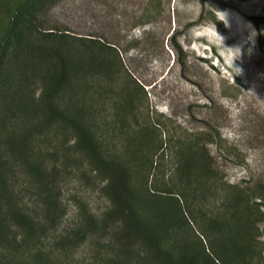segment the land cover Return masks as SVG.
I'll return each mask as SVG.
<instances>
[{
  "label": "trees",
  "instance_id": "trees-1",
  "mask_svg": "<svg viewBox=\"0 0 264 264\" xmlns=\"http://www.w3.org/2000/svg\"><path fill=\"white\" fill-rule=\"evenodd\" d=\"M57 1H17L0 38V264H67L53 258L55 246L69 251L89 239L95 254L82 264H263L264 212L255 200L264 184L224 182L222 209L202 208L219 176L203 136L180 144L178 184H158L160 124L150 120L118 148L110 134L117 121L103 114L109 98L125 125L144 87L115 44L49 24ZM75 166L99 178L109 205L98 214L84 205L75 225L48 237L64 211L53 177ZM19 169L36 184L44 219L21 200Z\"/></svg>",
  "mask_w": 264,
  "mask_h": 264
},
{
  "label": "rangeland",
  "instance_id": "rangeland-1",
  "mask_svg": "<svg viewBox=\"0 0 264 264\" xmlns=\"http://www.w3.org/2000/svg\"><path fill=\"white\" fill-rule=\"evenodd\" d=\"M17 1L5 0L0 10V38ZM232 1L238 9H223L222 0H58L45 14L51 25L107 40L121 50L147 96L138 100L125 125L106 98L104 118L117 121L110 134L118 148L150 120L160 124L166 144L155 157L158 184H178L180 144L203 136L219 175L200 203L211 213L222 209L224 182L245 188L264 184V0ZM113 86L119 90V81ZM14 178L23 203L44 219L36 184L21 169ZM53 180L64 211L48 237L75 225L84 205L97 214L109 205L99 178L86 166L62 169ZM261 200L264 212V198L255 201ZM260 232L264 242V222ZM44 244L55 246L50 239ZM94 254L95 243L89 239L69 251L55 246L53 258L82 264Z\"/></svg>",
  "mask_w": 264,
  "mask_h": 264
},
{
  "label": "clouds",
  "instance_id": "clouds-1",
  "mask_svg": "<svg viewBox=\"0 0 264 264\" xmlns=\"http://www.w3.org/2000/svg\"><path fill=\"white\" fill-rule=\"evenodd\" d=\"M253 33H255V31L253 30V32H252V36H253ZM254 37V36H253ZM229 49H232V48H229ZM235 49H237L238 51H239V56L241 55V50L239 49V48H235Z\"/></svg>",
  "mask_w": 264,
  "mask_h": 264
}]
</instances>
